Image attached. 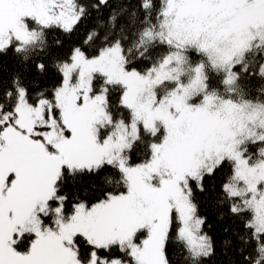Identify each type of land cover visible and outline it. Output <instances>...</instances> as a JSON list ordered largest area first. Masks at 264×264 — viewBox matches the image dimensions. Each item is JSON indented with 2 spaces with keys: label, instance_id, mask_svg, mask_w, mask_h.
I'll return each mask as SVG.
<instances>
[{
  "label": "snow or ice",
  "instance_id": "snow-or-ice-1",
  "mask_svg": "<svg viewBox=\"0 0 264 264\" xmlns=\"http://www.w3.org/2000/svg\"><path fill=\"white\" fill-rule=\"evenodd\" d=\"M214 224L264 264V0H0V264H208Z\"/></svg>",
  "mask_w": 264,
  "mask_h": 264
},
{
  "label": "trees",
  "instance_id": "trees-1",
  "mask_svg": "<svg viewBox=\"0 0 264 264\" xmlns=\"http://www.w3.org/2000/svg\"><path fill=\"white\" fill-rule=\"evenodd\" d=\"M4 60L7 63L10 60V58L5 57ZM205 230L208 231L209 235L213 236L214 240L216 241V245H217V254L214 258L209 260L208 264H226V260L228 258L222 254V251L220 248V241L223 238V234L220 232L219 226L214 224L212 228H208L206 225Z\"/></svg>",
  "mask_w": 264,
  "mask_h": 264
}]
</instances>
